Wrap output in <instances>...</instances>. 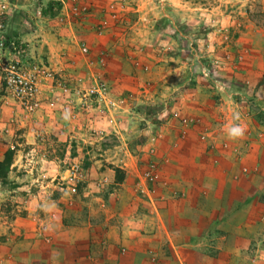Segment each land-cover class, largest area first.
Here are the masks:
<instances>
[{
	"label": "rangeland",
	"instance_id": "374dc122",
	"mask_svg": "<svg viewBox=\"0 0 264 264\" xmlns=\"http://www.w3.org/2000/svg\"><path fill=\"white\" fill-rule=\"evenodd\" d=\"M50 1L45 12L54 15L58 3ZM125 1V9L114 7L110 15L112 49L106 41L110 25L99 24L95 27L96 35L105 43L101 48L82 44L86 51H82L66 74L57 72L45 58L31 60L28 45L20 43L25 51L22 62L28 67L38 65L46 69L47 74L40 83V88L51 89V98L46 104L53 111L59 107L70 132L66 139L61 137L62 127L57 124L48 132L32 131L30 136H23L29 130L33 115L41 109V102L38 110L31 113L10 98L19 110L14 115L10 113L6 120L10 128H5L4 133L12 135L6 149L13 150L14 155L8 177L0 181L1 193L5 195L0 211L9 219H27L32 210L31 221L41 223L48 217L46 214L59 211L65 217L62 225L67 228L79 226L83 220L104 231L109 226L120 227L128 222L150 228L153 220L142 223L139 216L141 212L151 214L146 187L135 183L131 191L125 192L131 197L129 202L117 199L124 194L121 183L127 175L112 164V152L123 147L139 153L153 132L159 130L164 119L160 115L166 110L183 127L194 122L178 115L170 103L159 101L160 94L150 96L159 88L158 84L147 82L151 66L142 57L146 53L154 65L169 56L179 58L183 67L176 76L177 90L173 93L177 96L194 92L211 96L213 90L223 92L239 104L246 117L264 128V54L257 64L261 66L259 73H247L248 54L264 53V0H121V4ZM138 3L141 11H134L132 6L136 9ZM124 16L130 24L120 23ZM0 97L9 98L4 90L0 91ZM169 99L172 102L173 98ZM125 108L129 117L118 118V114L124 115ZM116 128L122 133L118 134ZM148 130L151 135L143 134L142 131ZM73 165L79 166L75 177L71 174ZM151 169L146 170L150 176L144 175V178L150 188L157 190L160 178ZM179 199L181 195L160 202L162 210L172 213L162 219L168 228L188 222L175 217L176 209L181 207ZM233 205L236 212L241 203ZM112 212L119 216L112 217ZM132 213H137V217L126 219ZM232 218L237 219L236 215ZM219 223L220 220L216 225ZM216 225L208 235L213 243L215 237H220ZM98 235L97 244L102 246L103 236ZM148 239L153 241L151 236ZM261 245L260 251L252 245L243 252L247 256L256 252L264 256V240ZM61 246L60 258L64 254L66 259L68 247ZM206 253L216 257L218 251L207 248Z\"/></svg>",
	"mask_w": 264,
	"mask_h": 264
},
{
	"label": "crops",
	"instance_id": "0c3cea01",
	"mask_svg": "<svg viewBox=\"0 0 264 264\" xmlns=\"http://www.w3.org/2000/svg\"><path fill=\"white\" fill-rule=\"evenodd\" d=\"M8 1L7 38L26 43L31 60L45 58L52 68L63 74L78 61L82 44L101 48L105 43V40L100 42V36L96 35L95 27L99 24L110 25L106 41L112 49V8H126V1L121 4V0H54L58 3V11L48 15L45 9L50 0ZM141 8L140 3L136 9L135 5L132 6L134 11H141ZM119 21L131 23L126 16ZM263 54L250 53V58L245 57L250 63L248 74L259 73L261 66L257 64L262 61ZM216 55L219 56L218 53ZM142 57L151 66L147 82L152 81L159 88L150 96L160 94L157 97L159 101L170 103L178 115L194 122L183 127L180 120L166 110L160 115L164 119L158 131L153 135L149 130L142 131L151 136L139 153L123 147L112 152V164L127 175L121 183L124 194L117 199L129 202L131 197L125 192L131 191L135 183L146 187L151 214L141 212L139 216L142 223L153 220L150 228L143 224L129 225L128 222L120 227L109 226L104 231L84 220L79 226L67 228L62 225L65 217L59 211L46 214L48 217L41 223L31 221L32 210L27 219L15 220L0 211V264H264V256H260V252L252 256L243 252L252 245L257 251L263 248L264 128L246 117L239 104L223 92L213 90L211 96L194 92L183 97L173 93L177 90L176 76L183 67L179 58L169 56L168 59H159L160 63L154 65L147 53ZM2 90L4 87L0 80ZM39 92L41 109L33 115L29 130L22 135L30 136L32 131L48 132L58 124L63 131L61 137L66 139L70 127L65 114H61L59 107L53 111L46 104L51 98V89L45 86ZM169 98H173L172 102ZM147 107L145 105V109ZM17 109L12 99L0 97V162L7 150L6 142L12 136L4 133L8 127L6 120L11 112L16 114ZM124 110V115L118 114V118L129 117L127 108ZM235 125L244 128L242 138L229 137V129ZM116 132L122 133L117 128ZM150 168L157 171L155 175L160 178L157 190L150 188L144 178ZM1 192L0 204L5 198ZM180 195L182 199L178 202L181 207L176 209L175 217L184 221L188 219V222L168 228L162 219L172 213L162 210L160 202L174 200ZM234 202L241 203L236 212ZM111 214L112 217L119 216L116 212ZM233 215H236V220ZM134 217L137 213L127 215L126 219ZM218 220L219 226L216 225ZM214 225L220 229L216 230L220 237H215V243L208 239ZM99 233L103 236L102 246L97 244ZM40 237L42 240L36 239ZM63 244L68 247L69 257L66 259L64 254L60 258ZM201 246V250L196 249ZM207 248L218 251L217 256L210 257L206 253Z\"/></svg>",
	"mask_w": 264,
	"mask_h": 264
},
{
	"label": "built area",
	"instance_id": "2783aa9c",
	"mask_svg": "<svg viewBox=\"0 0 264 264\" xmlns=\"http://www.w3.org/2000/svg\"><path fill=\"white\" fill-rule=\"evenodd\" d=\"M10 3L8 0H0V80L3 83L4 92L7 97L14 99L28 112H35L40 106L38 94L40 83L46 69L34 65L28 67L22 62L24 50L20 43L9 40L6 36V17L8 15ZM82 51H86L82 47ZM115 104L112 103V107ZM79 171L78 165L71 167L73 177ZM147 177L150 174H145ZM75 191V189H73Z\"/></svg>",
	"mask_w": 264,
	"mask_h": 264
},
{
	"label": "trees",
	"instance_id": "16d2710c",
	"mask_svg": "<svg viewBox=\"0 0 264 264\" xmlns=\"http://www.w3.org/2000/svg\"><path fill=\"white\" fill-rule=\"evenodd\" d=\"M147 110V109H146ZM13 150L6 151L4 159L0 162V181L6 179L13 163Z\"/></svg>",
	"mask_w": 264,
	"mask_h": 264
},
{
	"label": "clouds",
	"instance_id": "9594fccd",
	"mask_svg": "<svg viewBox=\"0 0 264 264\" xmlns=\"http://www.w3.org/2000/svg\"><path fill=\"white\" fill-rule=\"evenodd\" d=\"M244 131H245L244 128H242L238 125L232 126L229 129V137L231 139L242 138L244 136Z\"/></svg>",
	"mask_w": 264,
	"mask_h": 264
}]
</instances>
